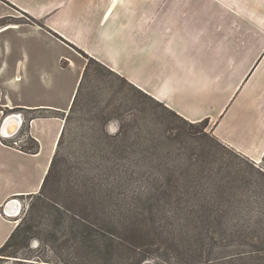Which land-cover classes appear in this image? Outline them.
Segmentation results:
<instances>
[{
  "label": "rangeland",
  "instance_id": "obj_1",
  "mask_svg": "<svg viewBox=\"0 0 264 264\" xmlns=\"http://www.w3.org/2000/svg\"><path fill=\"white\" fill-rule=\"evenodd\" d=\"M16 1L46 17L63 0ZM87 63L45 190L12 199L20 209L19 234L0 255V264H264V185L259 195H241L239 205L229 195L237 176L264 179L249 167L255 162L222 143L210 122L192 124L115 73ZM65 97L23 101L46 105L15 108L65 112L60 109L68 106ZM5 114H22L24 123L36 115L21 109ZM38 130L44 152L41 144L38 160L22 156L21 161L32 168L45 164L58 126L40 122ZM22 141L24 150L33 146L26 135ZM7 156L0 162L9 165ZM256 165L264 172L263 161ZM16 177L24 179L19 173ZM214 184H221L222 191L215 193ZM17 185L5 182L7 191ZM101 199L143 201L144 206L128 218L129 224H120L121 209L107 212L110 221L102 228L84 225L81 216Z\"/></svg>",
  "mask_w": 264,
  "mask_h": 264
},
{
  "label": "crops",
  "instance_id": "obj_2",
  "mask_svg": "<svg viewBox=\"0 0 264 264\" xmlns=\"http://www.w3.org/2000/svg\"><path fill=\"white\" fill-rule=\"evenodd\" d=\"M49 12L40 17L16 0H0V127L20 131L24 117L6 111L46 105L23 101H69L67 108L48 105L65 112L26 109L36 114L28 134L37 153L0 140L9 163L0 162V248L19 224L12 199L41 190L87 56L190 123L210 122L222 143L262 162L264 0H63ZM40 122L58 130L45 164L32 168L21 161L44 152ZM14 180L7 191L5 182Z\"/></svg>",
  "mask_w": 264,
  "mask_h": 264
},
{
  "label": "trees",
  "instance_id": "obj_3",
  "mask_svg": "<svg viewBox=\"0 0 264 264\" xmlns=\"http://www.w3.org/2000/svg\"><path fill=\"white\" fill-rule=\"evenodd\" d=\"M87 59L88 61H92V62H95L97 63L99 66L109 70L107 67H105L104 65H102L101 63H99L98 61H96L95 59L87 56ZM88 69H89V64L87 63V67L85 69V73H84V78L88 72ZM110 71V70H109ZM112 72V71H111ZM113 73V72H112ZM130 84V83H129ZM82 85V84H81ZM80 85V87H81ZM131 85V84H130ZM133 86V85H132ZM79 87V89H80ZM78 89V91H79ZM139 90V89H138ZM78 91H77V94H78ZM142 92V91H141ZM143 93V92H142ZM77 94H76V97H75V100L73 101L72 103V106L69 110V113L70 114L71 112H75V107L77 105V101H76V98H77ZM146 95V94H145ZM147 96V95H146ZM149 97V96H148ZM150 98V97H149ZM152 99V98H151ZM22 111H27L29 112V110H26V109H21ZM175 113V112H174ZM64 118L65 119V124H64V127H63V130L61 132V135H60V138H59V141H58V145H57V149H56V152L53 156V159L51 161V165L49 167V170L44 178V181H43V184H42V187H41V191L45 190V187L51 177V174L53 172V169L55 168L56 164H57V160H58V157H59V153H60V150L62 149L64 143H65V137H66V129H67V126H68V123H69V120H68V115ZM176 114V113H175ZM177 115V114H176ZM36 116V115H35ZM179 116V115H177ZM180 117V116H179ZM34 116L31 118L33 119ZM182 118V117H180ZM30 119V120H31ZM183 119V118H182ZM30 120L28 121V123H24L23 124V127L22 129L20 130V132L18 133V135L16 136L15 139L13 140H2L4 141L5 144L9 145V146H13V142L16 141V140H21L23 139V136L26 135V137L30 138V141L33 143V146H29L28 149L24 150L23 149V146L21 147L20 150L22 151H25V152H28V153H37L39 151V148H40V145L38 143L37 140H35L34 138L30 137L29 134H28V128H29V122ZM185 120V119H184ZM27 121V120H26ZM203 122H206V121H203ZM208 122V121H207ZM193 124V123H192ZM27 128V130H26ZM26 131V132H24ZM25 133V134H24ZM24 134V135H23ZM26 142V141H23V143ZM22 143V144H23ZM238 153V152H237ZM240 154V153H239ZM241 155V154H240ZM243 156V155H242ZM244 158H247L245 156H243ZM249 160V159H248ZM250 161V160H249ZM263 163H264V157H263ZM252 162V161H251ZM252 166H249L251 169L253 167L254 171L255 172H258V174L260 175V177H263L264 178V172L262 171V169L260 167H258L256 165V163H251ZM254 172V173H255ZM255 175H250L248 177H246V175H243V176H237L235 178L236 180V184L233 185V188H234V192L232 194H229L231 198H233V202L235 203V200L236 199V203L239 205L240 203H242V198H241V195H249L252 191L254 193V195H259V192H258V189L263 190V187L262 185H264V179L263 180H260V179H254ZM262 184V185H261ZM213 189L215 191V193H219L222 191L223 187H221V184L218 185V184H214L213 185ZM252 194V193H251ZM261 194V193H260ZM238 196V197H237ZM222 199V197H220ZM232 199L229 200L230 203H232L231 201ZM113 200H105V199H101V200H98L96 202H94L91 207L88 209V212L86 213V215L84 216H81V218L83 219V222H84V225H95L99 228H102L101 227V224H106V222L110 221V216H108V213L110 211H115L116 210H121V209H124V214L121 215V217H119V222L120 224L124 225L128 218L131 216V215H134V213H136L138 211V209H141L143 206H144V202L142 201H138L136 203L134 202H131V203H128L126 204L125 202H118V203H114L112 202ZM210 201V200H208ZM114 204V206H113ZM239 210L241 209L240 206H238ZM108 212V213H107ZM111 213V212H110ZM109 213V214H110ZM241 213V211H240ZM242 215V214H241ZM112 216L116 217V214H113ZM236 216H238V212L236 213ZM91 218H93L92 220L94 221H91ZM112 218V217H111ZM200 219V222L202 224H205L207 226H211L212 222L210 223V221L208 220L207 222H204L205 219H201L200 217L198 218ZM150 220L151 222H154L156 221L155 217L154 216H151L150 217ZM168 220H172L171 219H168ZM128 223V222H127ZM129 224V223H128ZM174 225V224H172ZM19 227H20V224H18L16 226V228L14 229L13 233L11 234L10 238L8 239V241L0 248V255L5 253L12 245H13V242H15V238L17 237V235L19 234ZM182 229V228H181ZM151 234V233H150ZM135 244L134 247H138V245H136V243H133ZM67 264H72V263H69V261L66 262Z\"/></svg>",
  "mask_w": 264,
  "mask_h": 264
},
{
  "label": "built area",
  "instance_id": "obj_4",
  "mask_svg": "<svg viewBox=\"0 0 264 264\" xmlns=\"http://www.w3.org/2000/svg\"><path fill=\"white\" fill-rule=\"evenodd\" d=\"M3 129L4 128L0 127V140H8V139H13V138L15 139L16 136L18 135V133L20 132V131L17 130V132H15L14 134L13 133H7ZM22 142H23L22 139L21 140H16V141L13 142V145L16 146L17 148L21 149Z\"/></svg>",
  "mask_w": 264,
  "mask_h": 264
},
{
  "label": "bare ground",
  "instance_id": "obj_5",
  "mask_svg": "<svg viewBox=\"0 0 264 264\" xmlns=\"http://www.w3.org/2000/svg\"><path fill=\"white\" fill-rule=\"evenodd\" d=\"M19 122H20V121H19ZM14 123H15V122H14ZM6 125H7V124H6ZM16 126H17V125H16ZM16 126H15V124H14V125L12 124L11 126L9 125V127L7 126V127H8L7 131H8V130H9V131H15ZM5 132H6V131H5ZM11 206H13V205H11ZM13 207H14V206H13ZM15 209H16V208H15Z\"/></svg>",
  "mask_w": 264,
  "mask_h": 264
},
{
  "label": "water",
  "instance_id": "obj_6",
  "mask_svg": "<svg viewBox=\"0 0 264 264\" xmlns=\"http://www.w3.org/2000/svg\"><path fill=\"white\" fill-rule=\"evenodd\" d=\"M3 130H4V129H3ZM16 130H17V129H16ZM16 130H15V131H6V132H7V133H13V134H14L15 132H17Z\"/></svg>",
  "mask_w": 264,
  "mask_h": 264
}]
</instances>
